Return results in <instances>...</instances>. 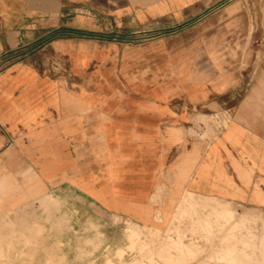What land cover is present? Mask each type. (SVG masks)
<instances>
[{
  "label": "crops",
  "instance_id": "1",
  "mask_svg": "<svg viewBox=\"0 0 264 264\" xmlns=\"http://www.w3.org/2000/svg\"><path fill=\"white\" fill-rule=\"evenodd\" d=\"M224 5L0 0V264L23 263L7 258V232L22 235L23 214L55 215L38 207L55 198L63 211L76 207L79 220L88 207L162 229L191 197L190 225L207 232L240 229L248 209L264 211V0L253 37L214 14ZM137 28L167 31L143 49L157 62L137 59L155 65V89L69 88L70 65L80 76L100 54L76 38ZM188 28L189 44L167 46Z\"/></svg>",
  "mask_w": 264,
  "mask_h": 264
},
{
  "label": "rangeland",
  "instance_id": "2",
  "mask_svg": "<svg viewBox=\"0 0 264 264\" xmlns=\"http://www.w3.org/2000/svg\"><path fill=\"white\" fill-rule=\"evenodd\" d=\"M223 1L225 5L214 14L229 17L232 29L246 30L250 37L258 34V0ZM182 31L178 33L179 39L167 46L189 44L190 28ZM166 32L137 28L76 38V42L86 43L92 50L100 49V54L80 76L70 65L69 88H83L90 95L146 93L155 89V65L144 67L137 64V59L146 57L153 63L157 54L143 49L157 46L156 38ZM252 39L248 43L256 46ZM254 58L258 60V50ZM64 59L62 55L54 56L55 65ZM131 59L135 60L134 67L128 64ZM138 75L143 79L140 85ZM258 93H264V87L258 88ZM226 120L227 115L218 117V124L225 125ZM190 201L191 197H186L171 225L159 232L124 218L90 213L93 208L88 207L79 220L78 209L70 206L63 211V203L57 198L49 203L40 202L38 207H54L55 215L43 214L45 211L41 210L38 215L23 214L24 219L19 222L24 223L26 230L22 235L7 232V258L12 261L16 254L18 258L22 256L23 263L16 264H264V211L248 209L240 229L238 223H231L226 231H199L196 225H190Z\"/></svg>",
  "mask_w": 264,
  "mask_h": 264
},
{
  "label": "bare ground",
  "instance_id": "3",
  "mask_svg": "<svg viewBox=\"0 0 264 264\" xmlns=\"http://www.w3.org/2000/svg\"><path fill=\"white\" fill-rule=\"evenodd\" d=\"M156 232H159L161 229L160 228H154Z\"/></svg>",
  "mask_w": 264,
  "mask_h": 264
}]
</instances>
